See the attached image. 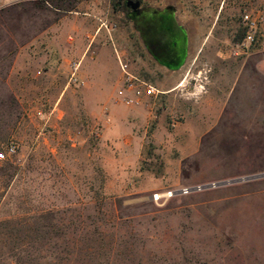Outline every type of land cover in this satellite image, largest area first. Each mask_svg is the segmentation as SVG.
I'll return each mask as SVG.
<instances>
[{
    "label": "rangeland",
    "instance_id": "374dc122",
    "mask_svg": "<svg viewBox=\"0 0 264 264\" xmlns=\"http://www.w3.org/2000/svg\"><path fill=\"white\" fill-rule=\"evenodd\" d=\"M31 1L36 23L55 22L67 42L84 45L101 26L99 37L125 54L86 56L84 84L69 81L77 56L57 62L53 79L40 61L30 85V57L11 39L29 31L30 4L6 16L7 28L0 20V150L16 144L0 158V264H264V176L202 187L264 172V65L258 47L232 51L241 7L141 0L173 4L190 40L201 42L195 62L186 56L170 69L144 49L115 6L122 0ZM219 49L242 64L233 91L207 85ZM118 57L161 93L124 102L131 92ZM213 95L220 108H208ZM188 120L199 135L186 156Z\"/></svg>",
    "mask_w": 264,
    "mask_h": 264
},
{
    "label": "crops",
    "instance_id": "0c3cea01",
    "mask_svg": "<svg viewBox=\"0 0 264 264\" xmlns=\"http://www.w3.org/2000/svg\"><path fill=\"white\" fill-rule=\"evenodd\" d=\"M219 2V0H217ZM33 1L31 0H0V20H2V23L4 27H6L5 18L9 13L17 12L19 9H23L24 5L30 4V29L23 34L24 37H12V42L17 46L16 52L18 55L20 54H27V57H30V85L34 84V80L36 77L40 75V71H37L35 69V64H39V62H46V67L44 68L45 71H47V75L45 77L53 79V69L56 66L57 62L60 63V61H65L66 57L68 55H74L77 56V59H80L81 61L85 59L86 56L89 55L90 60L92 62L95 61H103L106 58H116L115 52L119 55L125 54V51L117 47L115 45V42H110L108 39H105L104 36L101 39V36L99 37L98 33L101 28V26H98L95 30V32L92 34L91 39L83 44H79L78 41L76 42H67L66 41V30H61L56 33V30H58L56 23L47 21L46 23L38 24L35 21V10L34 5L32 4ZM41 2V1H40ZM192 6L199 7V6H205L206 3H212L213 0H191ZM229 3L237 4L236 6H240L242 8H248L252 11H257L261 6L264 7V0H225L223 4H218V10L220 11L223 6ZM235 8V6H234ZM226 11L228 13H232V7L227 6L225 7ZM241 11V10H240ZM240 14V12H239ZM238 14V15H239ZM170 18V17H169ZM183 24V23H182ZM184 25V24H183ZM185 27V26H184ZM7 28V27H6ZM186 28V27H185ZM261 29L263 31V39L261 43L259 44L258 48L256 49V52L259 53L260 57L258 58V65L263 66L264 65V21L261 23ZM187 32V53L186 56H188L189 61L191 63L195 62L197 58L200 56V44L196 39L190 40V36ZM58 35V36H57ZM193 46V51L190 52V46ZM186 58V57H185ZM210 58V57H209ZM76 59V58H75ZM73 60V59H72ZM71 61V60H70ZM69 61V62H70ZM185 61V60H184ZM209 61H216L219 63L217 65V77H213V71H211V74H207L208 87L214 88L212 92H215V87L224 88L228 87L230 91H233L238 82H242L241 78L243 76V68L242 64L238 63L236 57L231 54L230 52L223 51L222 49H219L215 55L213 54V58L209 59ZM184 63V62H183ZM234 63V69H232L230 66ZM183 64H181L182 66ZM165 67L170 69H176L171 68L165 65ZM103 68V66L100 67V70ZM179 68V67H178ZM188 72V69H187ZM259 73H262L261 75L264 76V69H259ZM189 73V72H188ZM188 73H185L184 77L179 79L177 83L172 87L173 89L178 87L185 78L187 77ZM216 73V72H215ZM52 75V76H51ZM91 92L95 93L97 92V85L95 83V79H92L91 82ZM209 105L208 108H220L221 106L217 104L218 100L216 97L210 96L209 99ZM221 102V101H220ZM211 125L215 123L217 118H214ZM199 123H202V121H199ZM190 120L186 123L185 127V143L183 145V148L185 149V155L189 156L196 152L198 148V134L194 135L193 132H191L190 129Z\"/></svg>",
    "mask_w": 264,
    "mask_h": 264
},
{
    "label": "built area",
    "instance_id": "2783aa9c",
    "mask_svg": "<svg viewBox=\"0 0 264 264\" xmlns=\"http://www.w3.org/2000/svg\"><path fill=\"white\" fill-rule=\"evenodd\" d=\"M18 1V0H13ZM46 5H51L52 0H39ZM225 0H219V4H223ZM264 21V7L259 8L257 11H252L248 8H242L239 14V26L243 29L242 37L232 42V51L235 55H239L244 52L256 49L263 39V31L261 29V23ZM235 34V33H234ZM119 58L120 67L123 71V79L125 83V89L131 92V95H123L122 99L126 103H132L138 101L141 96H153L157 97L161 90L150 81L137 76L129 69L126 68L125 63ZM81 60L73 59L69 62V81L77 84H84V80L81 79L79 74ZM172 125L176 124L173 120ZM16 144L9 143L0 150V158L5 157L9 153L15 151ZM154 197L157 198V193H154Z\"/></svg>",
    "mask_w": 264,
    "mask_h": 264
},
{
    "label": "flooded vegetation",
    "instance_id": "af4514ba",
    "mask_svg": "<svg viewBox=\"0 0 264 264\" xmlns=\"http://www.w3.org/2000/svg\"><path fill=\"white\" fill-rule=\"evenodd\" d=\"M125 5L126 14L133 22L144 49L156 62L165 66L164 60L168 59L164 54L167 48L165 43H168L170 39L165 38V34L159 31L158 24L163 17L169 18L170 9L166 7L167 4L163 7H156L142 3L140 0V6L135 9L127 5L126 1ZM174 15L176 16L175 11Z\"/></svg>",
    "mask_w": 264,
    "mask_h": 264
},
{
    "label": "water",
    "instance_id": "95a60500",
    "mask_svg": "<svg viewBox=\"0 0 264 264\" xmlns=\"http://www.w3.org/2000/svg\"><path fill=\"white\" fill-rule=\"evenodd\" d=\"M126 4L130 5L133 9H135L140 6V0H126ZM166 7L170 9V14H169L170 18L166 19L163 17L158 24L159 31L165 34L164 35L165 38L170 39L168 43H165L167 48L164 51V54L168 59L164 60V64L171 68H178L181 66V64H183L186 57L187 32L184 25L180 23L176 18V16L174 15L175 6L170 3L167 4ZM260 176H264V172L251 174L243 177L232 178L229 180L217 181L203 185L202 187H208L211 185H220V184H225L227 182H236V181L251 179Z\"/></svg>",
    "mask_w": 264,
    "mask_h": 264
},
{
    "label": "trees",
    "instance_id": "16d2710c",
    "mask_svg": "<svg viewBox=\"0 0 264 264\" xmlns=\"http://www.w3.org/2000/svg\"><path fill=\"white\" fill-rule=\"evenodd\" d=\"M125 1H126V0H122L120 4H116L115 6H116V8L118 7V9L122 10L123 13H124V15H125L126 17H128L127 14H126V5H125ZM242 35H243V29H242L241 27H239L238 30H237V31L235 32V34L233 35V37H232V41H234V42L238 41V40L242 37Z\"/></svg>",
    "mask_w": 264,
    "mask_h": 264
}]
</instances>
